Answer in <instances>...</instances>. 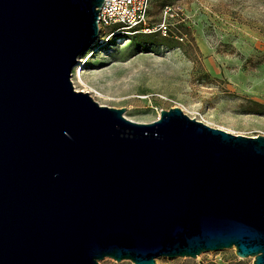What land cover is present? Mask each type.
Masks as SVG:
<instances>
[{
	"label": "water",
	"instance_id": "water-1",
	"mask_svg": "<svg viewBox=\"0 0 264 264\" xmlns=\"http://www.w3.org/2000/svg\"><path fill=\"white\" fill-rule=\"evenodd\" d=\"M105 0H0V264H264V136L76 91Z\"/></svg>",
	"mask_w": 264,
	"mask_h": 264
},
{
	"label": "rangeland",
	"instance_id": "rangeland-1",
	"mask_svg": "<svg viewBox=\"0 0 264 264\" xmlns=\"http://www.w3.org/2000/svg\"><path fill=\"white\" fill-rule=\"evenodd\" d=\"M180 7L170 31L112 37L76 67L100 105L126 109L128 120L155 122L177 107L191 119L234 135L264 136V0H153L151 26L165 6ZM98 92V93H97ZM102 93V95L100 94ZM157 264H254L235 249ZM100 264H133L105 258Z\"/></svg>",
	"mask_w": 264,
	"mask_h": 264
},
{
	"label": "built area",
	"instance_id": "built-area-1",
	"mask_svg": "<svg viewBox=\"0 0 264 264\" xmlns=\"http://www.w3.org/2000/svg\"><path fill=\"white\" fill-rule=\"evenodd\" d=\"M153 0H105L99 12L98 26L101 29V38L98 45L112 37L125 38L143 33L161 32L164 36L170 31V20L180 7L165 6L164 18L157 27L151 26V6ZM202 121V120H199ZM203 122V121H202Z\"/></svg>",
	"mask_w": 264,
	"mask_h": 264
},
{
	"label": "bare ground",
	"instance_id": "bare-ground-1",
	"mask_svg": "<svg viewBox=\"0 0 264 264\" xmlns=\"http://www.w3.org/2000/svg\"><path fill=\"white\" fill-rule=\"evenodd\" d=\"M103 49V47L101 46V45H97V47L95 48V49H93L92 51H90L89 53H88V56L86 57V59H85V61H86V63L88 62V60H90L92 57H94L96 54H97V52H99L100 50H102ZM79 67V66H78ZM74 77L75 78H77L78 79V82H79V84L82 86V87H84V88H86V89H91V90H95V88H92V85H90V83L88 82V81H86L83 77H82V73H81V71L78 73L77 72V69L75 70V72H74ZM85 89V90H86ZM84 90V91H85ZM93 90V91H94ZM98 93V92H97ZM101 95H102V93H100Z\"/></svg>",
	"mask_w": 264,
	"mask_h": 264
},
{
	"label": "trees",
	"instance_id": "trees-1",
	"mask_svg": "<svg viewBox=\"0 0 264 264\" xmlns=\"http://www.w3.org/2000/svg\"><path fill=\"white\" fill-rule=\"evenodd\" d=\"M143 34H147V33H143ZM143 34H137V35H143ZM132 36H134V35H132Z\"/></svg>",
	"mask_w": 264,
	"mask_h": 264
}]
</instances>
